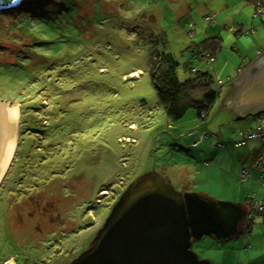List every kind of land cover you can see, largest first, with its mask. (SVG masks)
Instances as JSON below:
<instances>
[{
  "label": "rangeland",
  "instance_id": "obj_1",
  "mask_svg": "<svg viewBox=\"0 0 264 264\" xmlns=\"http://www.w3.org/2000/svg\"><path fill=\"white\" fill-rule=\"evenodd\" d=\"M211 11L219 12L220 25L227 24L217 30L225 38L223 47L228 43L230 49L223 51L227 75H214L211 64L194 57L192 43L215 34V26L203 19ZM253 12L247 0L212 6L206 0H24L19 8L0 11V101L18 105L21 113L15 157L0 184V264H70L89 248L121 195L149 172L160 173L179 191L203 194L208 189L218 201L242 204L231 194L219 198L220 178L192 184V166L204 160L194 161L190 144L209 132L198 143L206 139L200 150L218 141L225 149L235 148L257 115L232 121L231 113L215 106L206 125L193 109L172 121L152 83L147 42L140 44L138 36L146 29L164 34L179 78L185 81L193 70L208 69L219 89V81L226 87L229 75L236 77L239 63L253 60L249 49H264L259 19L258 32L249 36L236 37L230 30L251 29ZM221 53L213 66L221 65ZM201 97V92L191 96ZM30 124L41 126L35 129L45 135L23 133ZM20 149L34 153V162L38 157L44 162L36 168L29 158L27 179L14 184L12 176L22 166L16 162ZM227 164L215 168L221 171ZM181 170L187 172L185 179L177 177ZM11 185L22 188L9 194L5 188ZM243 239L223 243L204 236L191 248L212 264H239ZM248 251L246 262L264 263L263 252Z\"/></svg>",
  "mask_w": 264,
  "mask_h": 264
},
{
  "label": "water",
  "instance_id": "obj_2",
  "mask_svg": "<svg viewBox=\"0 0 264 264\" xmlns=\"http://www.w3.org/2000/svg\"><path fill=\"white\" fill-rule=\"evenodd\" d=\"M23 2L0 0V11ZM224 103L242 119L264 112V53L240 72ZM6 105L11 103L0 101V150ZM247 214L243 203L179 191L160 173L149 172L121 195L89 248L70 264H212L192 250L193 241L238 239Z\"/></svg>",
  "mask_w": 264,
  "mask_h": 264
},
{
  "label": "trees",
  "instance_id": "obj_3",
  "mask_svg": "<svg viewBox=\"0 0 264 264\" xmlns=\"http://www.w3.org/2000/svg\"><path fill=\"white\" fill-rule=\"evenodd\" d=\"M248 3L252 5L253 11H254L253 17H252L253 27L251 29L248 26H244V27L238 26L237 29L235 27H233V29L230 28V30H232L234 36H236V37H240L242 35L249 36V35H251V33L258 32V28H256V22H257L256 20H258V19L261 21L262 24H264V12H263L264 0H248ZM218 14H219L218 12L216 13V12L211 11V13H209V14L205 13L203 15L204 16L203 19L206 22L210 23L211 25H214L215 27H219V26H220V28H222V26L226 27L227 24L220 25V23L217 19ZM146 30H150V29H146ZM146 30H142V33L138 36V41L140 44H142L141 41H144V40H145L144 42H147L146 47L148 48V50L151 54V58H152L151 78H152L153 86L157 92L159 104L163 107V109L166 111L167 115L169 116V118L172 121H178V120L183 119L186 116L187 112L190 109H193L196 111L197 117H198L199 121L201 122V124L206 125L208 123V120H209L208 118L210 116L211 108L214 106L217 98L219 97V95L222 92V87L224 85L223 81L221 80L223 85L221 88H219L220 90L217 89V82H215V79H214V76H213L211 70H208V69L196 70V71L193 70V75H191V77H189L187 80L182 81L178 76V65L179 64L175 61L174 57L171 54L167 53L165 50L166 44H167L166 36L164 34H159L158 36H156L151 30H150V34L147 36ZM207 33H208V31H207ZM191 34L194 35L195 32L193 31V32H191ZM144 36H147V37L144 38ZM206 36L201 41H199L197 43H192L193 46L195 47V51H197V55H198V56L195 55L194 57L196 59L201 57L203 59V61H205V65H206V62H207L206 59H207V57H209V53H210L211 54L210 56H213L214 60L211 63H209V64H211V66L209 68H211L213 70V63L215 62V58H216L215 54L222 49V39L219 37H206ZM261 53H262V50H259L257 52L258 56ZM245 61H246L247 65H249L250 62L252 63L251 60L248 62H247V60H245ZM194 92H201L202 97L199 99H196V100L192 99L191 96H192V93H194ZM203 113H205V116H203ZM23 115H24V113H23ZM262 116L263 115H259L257 117L258 118V126H259V118ZM39 127H41V126L32 125V124H30L29 126L25 125V127L22 128V132L23 133L26 131L39 132L35 129V128H39ZM254 130H252V131H254ZM191 133H195V132H191ZM39 134H40V136L42 134L45 135V132L43 133V131H40ZM209 135L211 136V134L209 132H206L205 136H202L200 140H202L203 137H205V138L208 137ZM200 140H198L196 145L200 142ZM205 140L206 139H204L203 141H205ZM254 140H259L264 145V142L261 139H254ZM247 142H246V144H247ZM221 143H222L221 146L218 144V142L216 145H214V143L211 144V146L213 148L224 147V142H221ZM44 147H46V146H44ZM41 150H40V153H42V151L44 149L42 151ZM33 154L30 156V155H28V153H22L21 149H20V151L18 153L19 159L16 162L22 163V166L18 167L16 172H15L16 173L15 176L14 177L12 176L13 180H11V181L14 184L15 183L21 184L22 183L21 181H24L25 179H27V177L25 175V167L27 166L26 163H27L29 158H30V162L33 161V159H32ZM263 154H264V152H263ZM263 154L261 155V157L263 156ZM20 159H22V160H20ZM259 159L257 160V163H258ZM41 161H42L41 157H38V159L35 162L33 161L34 165H36V168L38 167L39 164L41 166L42 163L44 162V161L43 162H41ZM12 167H13V165H12ZM33 168H35V166ZM244 169H248V171L250 173V177L247 180H243L241 178V173H242V170H244ZM257 169L259 170V177L257 179V182L259 185V190H261V189H264V183H261V181H260L261 171L258 167H257ZM242 170L240 171V174H239L240 181H242V182L250 181L251 180L250 169L245 167ZM53 174L56 175V173H53ZM6 178H7V176H6ZM6 178H5V180H6ZM167 181H169V180H167ZM4 184H5V182H4ZM4 184L2 186L3 189H4ZM19 187L22 188V185ZM19 187L14 188L13 185H11L10 187H6L5 189H7V192H9V194H15L14 193L15 191L19 192ZM10 188H12L13 190ZM253 194H255L257 200L264 203V198L259 197V191L253 192V193L247 195V197L251 196ZM247 197H246L245 201L247 200ZM1 203L2 202H0V204ZM0 209L1 210L3 209L2 206H0ZM263 213H264V210L258 211L253 215L252 221L247 223L245 226L246 230H245V233L243 235V238H245L247 236L248 237L251 236V233H250L251 228H252L253 223L255 222L256 217L258 215L263 214ZM247 248L250 249L251 245H248Z\"/></svg>",
  "mask_w": 264,
  "mask_h": 264
},
{
  "label": "crops",
  "instance_id": "obj_4",
  "mask_svg": "<svg viewBox=\"0 0 264 264\" xmlns=\"http://www.w3.org/2000/svg\"><path fill=\"white\" fill-rule=\"evenodd\" d=\"M236 1L244 2V0H227V4L233 5V2L235 3ZM220 2H221V0H206V3H208L210 6H212L215 3L219 4ZM260 29H262V28H260ZM217 30H219L218 27H215V34L211 37H219V38L223 37V35L217 34ZM224 40H225V38L222 39V49H221L222 50V53H221V56H222L221 61L222 62H221V65L220 66H216V65L213 66V73L216 76L218 75L219 72H222V74L224 73L225 75H227L226 68H228V59L224 62V56H225L224 52H225V50L230 52V49L228 48V43L226 44L225 48L223 47ZM237 48H238V46H237ZM259 50H262V53L264 52V49H262V48ZM257 51L258 50L255 51L253 49H249V51L247 53L248 56H251V59L254 57L253 60H251L252 62H254L259 57L257 54ZM217 53L215 54V57H216L215 63H218ZM209 55H211V54L209 53ZM234 56H236V54H234ZM241 65L242 64L239 63L238 66L236 67L237 68L236 77L232 76L231 74L229 75V77L227 76L228 77L227 78L228 79V82H227L228 85L226 87H224V85H223L221 94L217 98L214 106L211 108V111H212L214 109V107L216 106L217 109H220L219 112L225 111V112L231 113L232 114V121H235V120H237V121L245 120L246 121L247 119L249 120V118H250L249 116H254V115L249 114L244 119H242L239 112H236L235 110H233V107L229 108L228 104L224 103V100L228 96L231 88L233 87L235 79L240 74L239 72H241L245 67V66H241ZM246 66H248V65L246 64ZM224 88H226L225 89L226 93H225V91H223ZM258 116L259 115H257V117ZM257 117L254 120H249L250 122L247 123L249 125V129H248V132H245V133H250L252 130H254L258 126V118ZM183 122H184V120H183ZM219 134H217V135L219 136ZM189 138H195V135H191L187 139H189ZM197 142H198V140H196V141L194 140L190 144L191 145L190 146L191 151L193 152V155L195 156V159H196V160L194 159V161L199 163L198 161L204 160V165L200 166V165L194 164L192 166L195 169L193 179H192V184L198 183V182H200V184H203L204 181H206L207 184H210L211 181L215 180V178H217V179L220 178V183L222 184L220 186V190L221 189H224V190L222 192H219V198H224L225 194H231L230 199L237 201V202H241L244 204L247 195H249L253 192H256V191L257 192L259 191V197L260 198H264V189L259 190V185L257 182V179L259 177V170L257 169V166H256L257 160L261 157V155L264 152V145L261 141L250 140L247 142L246 146L244 145L245 147H243L242 149H235L236 148L235 146H234L235 148H233L232 146L228 145V147L226 149L222 147L223 148L222 150H216V148H213V147L210 148L209 146L203 148V150H200V147L202 145L206 144V140L203 141L201 144L196 145ZM224 147H225V145H224ZM221 162L228 163L227 164L228 166L225 167V169L218 171L215 168V165H217ZM230 163L232 164L231 168L229 167ZM245 167L250 169L251 180L247 181V182L239 183L240 182L239 181L240 180L239 179L240 171ZM172 173L174 174V176H176L174 172H172ZM181 173H182V170L177 174L178 178H179V176L184 178L185 174L187 172L185 171V172H183V174H181ZM197 177L198 178L203 177V178L199 180V179H197ZM184 179H183V181H184L183 183L185 184V186L188 187L189 183H188V181H185ZM169 181L171 182V180H169ZM223 185H225V186H223ZM186 190L190 191L189 189H186ZM203 194L213 195L208 189L205 192H203ZM250 233H251V236H249V237L247 236L241 241L243 251L240 253L239 264H252L251 260H248L246 262V258H248L247 256H250V254H249L250 251H248L249 249L246 248V245H251L252 250H256L258 253L263 252L262 255L264 256V213L261 215H258L256 217L255 222L252 225ZM244 247H245V249H244ZM8 263L14 264V262H8ZM260 264H264V263H260Z\"/></svg>",
  "mask_w": 264,
  "mask_h": 264
},
{
  "label": "bare ground",
  "instance_id": "obj_5",
  "mask_svg": "<svg viewBox=\"0 0 264 264\" xmlns=\"http://www.w3.org/2000/svg\"><path fill=\"white\" fill-rule=\"evenodd\" d=\"M138 74L139 72L136 71L132 73V76L136 77ZM20 115V107L18 105H6L5 134L3 145L0 150V184L15 157L18 144V124L20 121ZM103 193L107 194L106 191Z\"/></svg>",
  "mask_w": 264,
  "mask_h": 264
},
{
  "label": "built area",
  "instance_id": "obj_6",
  "mask_svg": "<svg viewBox=\"0 0 264 264\" xmlns=\"http://www.w3.org/2000/svg\"><path fill=\"white\" fill-rule=\"evenodd\" d=\"M213 60H214L213 56H210V55L206 59L207 63H211ZM222 85H223L222 82L219 81L218 87L221 88ZM203 116H205V113H203ZM254 139H261L264 142V117L263 116L259 118V126L254 131H252L251 133H244V132L240 133V139L235 142V146L241 147L245 145L247 141L254 140ZM218 144L220 146L222 145L220 141H218ZM257 167L261 171L260 181L261 183H264V154L259 159L257 163ZM249 177H250V173L248 169L242 170L241 178L243 180H247ZM244 205L247 207V211H248V214L246 217V223H245V226H246L247 223L252 221L253 215L256 212L264 210V203L257 200L255 194H253L247 197V200L245 201Z\"/></svg>",
  "mask_w": 264,
  "mask_h": 264
},
{
  "label": "flooded vegetation",
  "instance_id": "obj_7",
  "mask_svg": "<svg viewBox=\"0 0 264 264\" xmlns=\"http://www.w3.org/2000/svg\"><path fill=\"white\" fill-rule=\"evenodd\" d=\"M263 53H264V52H263ZM263 53H261L259 56H261ZM250 64H251V63H250ZM246 67H247V66H245L244 69H245ZM244 69H243V70H244ZM243 70H242V71H243Z\"/></svg>",
  "mask_w": 264,
  "mask_h": 264
}]
</instances>
